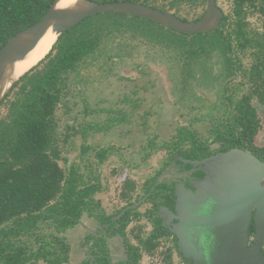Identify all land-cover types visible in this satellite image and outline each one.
Returning <instances> with one entry per match:
<instances>
[{
  "label": "rangeland",
  "instance_id": "rangeland-1",
  "mask_svg": "<svg viewBox=\"0 0 264 264\" xmlns=\"http://www.w3.org/2000/svg\"><path fill=\"white\" fill-rule=\"evenodd\" d=\"M219 4L232 20L233 0H219ZM205 11L206 1L193 0H184L178 9L179 15L190 20ZM133 17L103 16L104 20L124 25L127 30L121 31L120 27L121 30L112 32V40L105 44L98 60L88 61L79 74L71 75L66 104L59 110V146L64 158L60 164L68 170L70 164L75 163L81 173L100 176L103 189L96 198L101 200L108 214L126 204L120 194L127 179L136 183L134 198L145 193L148 183L170 163V154L176 152L174 145L179 134L189 133V130L199 141L212 140L218 130L225 129L224 110L230 113L229 101L234 104V97L249 92L248 86H227L225 72L231 68V63L224 65L217 50L207 57L195 55L196 59H191L186 47L162 45L135 34ZM252 19L250 12L249 20ZM67 124L75 128L68 129ZM91 124L94 127L84 130ZM74 131L78 133L65 141L64 135ZM260 136L264 138V130ZM259 139L256 141L262 138ZM152 141L154 145L150 148ZM219 144L216 143L214 148ZM85 146L88 149L83 151ZM183 147L188 149L189 143ZM104 148L108 149L105 161L99 162L96 153ZM148 206L149 203L145 202L137 211L144 212ZM82 222L84 225L85 222L95 223L87 218H82ZM133 228L145 238L151 232V223L141 216L127 227L129 241L137 243ZM53 230L52 226L42 225L33 235L22 236V239L35 245L36 236ZM64 235L70 247L69 261L64 264H81L90 258L89 250L92 251L93 247L87 244L91 235L81 226L69 229ZM108 240L109 251L119 253L113 239ZM170 248L173 250V264H186L174 250L171 240L161 241L153 256L143 257L140 264H164L165 253H162Z\"/></svg>",
  "mask_w": 264,
  "mask_h": 264
},
{
  "label": "trees",
  "instance_id": "trees-1",
  "mask_svg": "<svg viewBox=\"0 0 264 264\" xmlns=\"http://www.w3.org/2000/svg\"><path fill=\"white\" fill-rule=\"evenodd\" d=\"M94 1L141 2L165 11L175 10L176 15L188 20L178 13L184 0ZM193 1L205 3L206 0ZM54 2L0 0V51L10 37L40 21ZM110 14L126 16L114 12L99 13L60 34L46 56L16 80L0 103V264L67 263L70 247L63 233L80 224L85 213L103 223L112 220V215L103 212L101 200L95 197L103 189L99 177L82 174L76 165L66 170L60 164L64 158L59 146V110L66 104L71 75L79 74L88 61L98 60L105 44L112 40V32L121 30L120 27L121 31L127 30L124 25L103 19V16ZM99 16L102 17L96 20ZM131 20L136 23H133L134 31H130L162 45L182 48L190 45L198 53L197 49L201 47L203 50L205 41L210 45L218 41L212 36L207 39L203 34L191 37L139 16ZM66 127L75 128L72 124ZM71 135L70 132L66 133L64 140L67 141ZM105 152L99 154L101 162L105 159ZM256 155L264 160L261 155ZM160 185L158 189L167 188L169 184ZM135 189L136 183L133 180L127 179L124 182L121 197L127 205L140 198H134ZM132 212L133 209L127 210L114 222L121 224L122 231L133 217H140L138 212ZM42 225L52 226L54 230L36 236L37 248L22 239V236L33 235ZM132 232H136L134 236L137 243L128 240L126 244L130 264L132 261L137 264L144 253L153 256V252L158 250L161 234L151 233L143 238L135 228ZM254 233L253 224L251 234ZM105 241L104 237H100L95 245L98 248L100 245L105 246ZM162 254L165 255L162 258L164 264H173L172 248ZM180 255L183 256V253ZM182 258L188 261L190 257ZM103 261L106 259L102 254L92 264ZM89 262L87 259L81 264Z\"/></svg>",
  "mask_w": 264,
  "mask_h": 264
},
{
  "label": "flooded vegetation",
  "instance_id": "flooded-vegetation-1",
  "mask_svg": "<svg viewBox=\"0 0 264 264\" xmlns=\"http://www.w3.org/2000/svg\"><path fill=\"white\" fill-rule=\"evenodd\" d=\"M217 5H219L223 11L220 26L217 29L206 33L187 35L195 36L196 34H203V37L207 39L212 36L213 38H217L218 41L215 42L214 45H210L205 41L203 50L201 47L197 49L198 53L194 51V47H191L190 45L186 46V51L190 53L191 59H196L194 57L195 55L196 57L200 55H205L207 57L217 50V52L223 57L222 60L224 65L229 61L231 63V68L225 72L227 86L235 84H240L242 87L248 86L249 92H243L242 94L239 93L236 97L232 94L235 101L234 104L229 101V108L231 107L230 113L227 112L226 109L224 110L225 129L223 131L218 130L217 135L212 140L207 142L199 141L189 130V133L184 132L179 134V139L174 145L176 152L170 154L171 159L168 164L169 167L167 165V167L159 172L154 178V180H156L159 175L168 171L169 173L166 176H163L160 182V184H169L168 187L158 189L160 185L158 184L155 189L152 190L156 181L154 182L153 180L149 182L146 189L147 191H145V193L138 199L140 200L150 193L148 198L143 202L149 203L147 209L144 210V212L137 211L143 203L131 208L133 209L132 213L134 214L138 212L140 217H133L130 223L134 219L137 220L141 218V216H145L151 223V232L149 235H151V233H155L156 235L160 233V241L171 240L172 246L178 256H181L180 253L182 251L178 245V237L171 231V228L178 225L180 222L178 217H183L184 214L188 212L189 207L193 210L191 213L192 216L206 214V212L209 211L214 203L213 197H215V194L221 189L220 183L222 174L220 175L221 178L217 181L219 173H216L219 169H223V167L226 166L225 164L221 168H212L213 170L210 169V172L207 173L206 169H202L198 162L215 157L220 153H226L233 149H242L251 152L254 155L259 154L264 157V138L260 136L264 130V109L262 108V106H264V0H233L232 20L228 13L225 12L224 8L219 4V0H217ZM250 12L252 13V20H249ZM204 14L205 13H203L201 17ZM254 16L256 17L254 18ZM199 17L194 20L201 18ZM186 21L191 20L188 19ZM253 22L256 23L254 24ZM244 58H246V60ZM233 64L238 65L235 66ZM229 94L231 95V90L229 91ZM92 127H94L93 124L89 125V127L87 126L84 130ZM101 129H104V127ZM77 133L78 131H74L72 134L75 136ZM259 138L262 139L257 142L256 139L260 140ZM187 142L189 143L188 149H186L187 147H183ZM216 143H220L218 148H214ZM153 145L154 143L152 141L149 147L151 148ZM179 147L182 148L180 149ZM87 149L88 146H85L83 151H86ZM103 151H106L104 155L106 158L108 152L107 148L100 149L96 153L99 162H101L99 154ZM256 156L260 158L258 155ZM260 159L263 160L262 158ZM73 165H76L80 171L79 166L75 163L70 164L69 168ZM228 165H230V163ZM126 175L127 173L124 174V178ZM206 175L209 176V181L204 180ZM88 176L90 177L91 175ZM98 177L101 181L99 175ZM193 184H195V186L199 184V186L194 187ZM149 185H151L150 188ZM176 185L180 186L178 192L176 190ZM162 186L161 188H163ZM156 190L159 191L155 192ZM128 205H123L122 208L111 214H108L102 206V210L106 215H112V220L105 223L96 217H89L87 213L84 214V219L87 218L88 220H93L97 223H92V225L88 223L89 226H85V228H87V231L85 232L91 235L87 246L93 247L92 251L89 250L91 253L89 264L95 263L96 259L102 256V254L105 256L106 261L100 262L99 264H130L129 251L126 244L129 240L126 234L127 228L122 231L121 224L114 223L127 212L125 211V213H123L125 207ZM161 206H165L168 209L166 212H163V218L160 216L159 212ZM166 222H168L169 225H167ZM82 225L83 222L81 221L80 224H77L76 226L80 227ZM182 230L188 242V246L185 249L186 252L189 255H193L192 253L196 254L197 250L195 248L194 238L191 236V231L185 228ZM100 237L106 239V244L105 246L100 245L98 248L95 245V242ZM109 238L113 239L112 241L114 245L119 247V251H116L119 253L112 254L111 251H109ZM203 242L202 237H200L199 246L203 245ZM94 247H96L97 250H95ZM141 260L138 261L137 264H140ZM185 262L186 264H193L191 257ZM133 263L134 262L132 261L131 264Z\"/></svg>",
  "mask_w": 264,
  "mask_h": 264
},
{
  "label": "water",
  "instance_id": "water-1",
  "mask_svg": "<svg viewBox=\"0 0 264 264\" xmlns=\"http://www.w3.org/2000/svg\"><path fill=\"white\" fill-rule=\"evenodd\" d=\"M58 1L55 0L40 21L10 37L2 47L0 86L5 73L12 64L24 58L50 27H53L59 36L90 16L114 12L139 16L180 33L194 34L217 29L223 17V11L217 5V0H207L205 14L200 19L191 21L182 19L173 11H165L141 2L81 0L75 6L62 8L57 6ZM16 80L4 94L0 90V103ZM198 163L202 169H206L207 173L210 169L213 170L212 168H221L225 164L226 166L216 173H219L217 181L222 174L221 189L213 197L214 203L209 211L206 214L192 216L193 210L189 207L188 212L183 213V217H178L180 219L178 225L171 228V231L178 237V245L183 256L191 257L193 264H264V161L251 152L233 149ZM168 173L165 171L157 177L152 190ZM208 178L209 176L206 175L204 180ZM193 186L198 187L199 184L196 186L193 184ZM179 187L176 185L177 192ZM149 195L150 193L125 207L123 213L142 204ZM166 210H168L167 207H160L159 212L162 218ZM166 224L169 225L168 222ZM253 224L254 235L251 234ZM183 228L191 231L197 250L196 254L189 255L186 252L188 242ZM200 237L204 241L201 246H199Z\"/></svg>",
  "mask_w": 264,
  "mask_h": 264
},
{
  "label": "bare ground",
  "instance_id": "bare-ground-1",
  "mask_svg": "<svg viewBox=\"0 0 264 264\" xmlns=\"http://www.w3.org/2000/svg\"><path fill=\"white\" fill-rule=\"evenodd\" d=\"M81 0H59L58 7H72L79 4ZM58 38V32L50 27L45 34L41 37L35 47L28 52V54L22 58L16 60L12 66L5 73L0 90L2 94L11 86L14 80L21 77L26 71L36 65L46 54L50 51L53 44Z\"/></svg>",
  "mask_w": 264,
  "mask_h": 264
},
{
  "label": "crops",
  "instance_id": "crops-1",
  "mask_svg": "<svg viewBox=\"0 0 264 264\" xmlns=\"http://www.w3.org/2000/svg\"><path fill=\"white\" fill-rule=\"evenodd\" d=\"M85 226L87 227V226H89V224H87L86 222H85ZM85 226H81V228L82 229H84L85 231H87V228H85ZM71 229V228H70ZM148 254L147 253H145V255H143V257H145V256H147Z\"/></svg>",
  "mask_w": 264,
  "mask_h": 264
}]
</instances>
